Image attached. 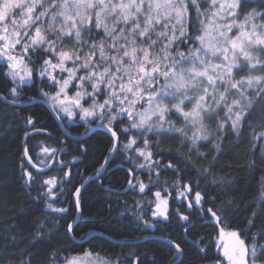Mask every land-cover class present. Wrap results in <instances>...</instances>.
<instances>
[{"label":"snow or ice","instance_id":"6c2138e0","mask_svg":"<svg viewBox=\"0 0 264 264\" xmlns=\"http://www.w3.org/2000/svg\"><path fill=\"white\" fill-rule=\"evenodd\" d=\"M37 106L57 131L100 130L101 162L87 179L114 165L125 172L124 193L141 194L124 217L134 231L178 220L184 243L163 237L164 264H264V168L256 166L264 164V0H0V109H11L23 132L20 179L49 217L0 229V264H33L42 244L51 249L45 264H156L147 254L101 256L85 245L110 237L77 241L73 222V246L51 244L69 206L80 211L84 183L73 186L72 169L87 149L77 141L72 161L58 159L72 150L63 140L48 144L51 131L22 114ZM177 139L185 154L162 150ZM226 139L250 146L243 188L258 186L251 201L235 199L243 192L234 179L216 178ZM210 144L213 163L198 171ZM193 174L196 181L185 179ZM197 225L212 232L200 235Z\"/></svg>","mask_w":264,"mask_h":264},{"label":"trees","instance_id":"16d2710c","mask_svg":"<svg viewBox=\"0 0 264 264\" xmlns=\"http://www.w3.org/2000/svg\"><path fill=\"white\" fill-rule=\"evenodd\" d=\"M11 109H0V229L12 223L23 222L26 227L35 223L47 221L49 218L46 213L48 210L42 204H38L31 197L36 195L35 192L28 194V190L20 179V149L23 132L17 130V121L10 116ZM8 114L9 118H5ZM24 115L35 114V118L41 121L38 127H47L54 139L47 141L52 146H57V141L63 140L68 149L72 150L73 155H61L58 159L65 162L73 160L75 150L80 147L76 140L69 139L61 129L57 131L56 124L53 123L52 117L43 107H25ZM9 125H12L11 130ZM68 132L74 136L82 137L86 135L85 129L79 126H70ZM87 149L84 155L78 156L76 166L72 169V184L79 186L84 183L89 176H92L99 167L101 153L103 152L104 137L99 134V131L93 133L90 137L82 140ZM37 140L29 141L30 145L36 144ZM236 141L226 139L223 142V147L228 153V157L220 161L215 170L216 178H223L225 182L235 180L240 183L243 196L237 195V201L244 199L251 201L257 194V185L253 184L246 190L243 185L248 183V172L245 170L251 155L250 146L247 143H241L235 147ZM161 148L164 152H180L185 154L180 140H165L161 143ZM213 145H209L206 149H200L207 159L203 162L196 163L195 168L198 171H203L206 165L213 163ZM193 162L197 160L196 156L192 157ZM119 164V161H117ZM257 168H264L259 159L256 161ZM30 167V166H29ZM259 174L257 173V179ZM171 180L174 177L169 176ZM185 179L196 181L198 177L193 174ZM126 174L124 171L117 169V166L109 169L103 174L101 180L89 182L81 189L80 198V219L75 226V238L81 240L86 233L94 235H104L110 237L109 242L102 239L91 241L90 245L93 250L100 252L101 256L116 257L121 259L129 256L132 253L139 254L141 258L147 254L149 258H154L156 264H164L167 259V249L163 237L170 236L173 240L184 243L183 229L177 219H171L170 223L159 225V230L147 229L142 234L139 231H134V223H130L124 217L131 215V207L134 202L140 199L141 194H125ZM147 182V181H145ZM201 185L204 187V182L201 180ZM210 187V186H209ZM115 193H120L116 195ZM211 195H216V189L210 191ZM152 198V197H149ZM67 206V205H66ZM128 206L129 211H125ZM68 216L73 217V221L68 220L65 216L61 221L60 230L54 233V238L51 244L57 249L72 247V240L69 239L66 225L69 222H75L78 216L75 205H71ZM175 205L170 201L169 212H174ZM123 214V215H122ZM151 221V216H148ZM78 225V226H77ZM196 232L200 235L211 233V228H203L197 225ZM155 232V235L152 233ZM194 238V237H189ZM145 239H148L144 241ZM144 241V242H142ZM122 243H127L129 247H120ZM186 247V251L191 254L192 250ZM51 249L47 245H40L36 250V258L33 264H45V258Z\"/></svg>","mask_w":264,"mask_h":264},{"label":"water","instance_id":"95a60500","mask_svg":"<svg viewBox=\"0 0 264 264\" xmlns=\"http://www.w3.org/2000/svg\"><path fill=\"white\" fill-rule=\"evenodd\" d=\"M62 131H63V133L69 138V139H71V140H76V141H81V140H85V139H87L88 137H90L94 132H87L86 133V135H84V136H82V137H77V136H74V135H72V134H70L69 132H68V130H67V128H60ZM97 131H100V130H97ZM96 131V132H97ZM89 182H91V181H89L88 179L84 182V186L86 185V184H88ZM81 189H83V188H81ZM79 219H80V211H79V213H78V216H77V219H76V221L74 222V227L76 226V224H77V222L79 221ZM146 240H148V239H145L144 241H146ZM144 241H142V242H144Z\"/></svg>","mask_w":264,"mask_h":264}]
</instances>
